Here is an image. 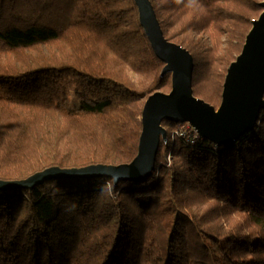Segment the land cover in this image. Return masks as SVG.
Wrapping results in <instances>:
<instances>
[{
    "label": "trees",
    "instance_id": "trees-1",
    "mask_svg": "<svg viewBox=\"0 0 264 264\" xmlns=\"http://www.w3.org/2000/svg\"><path fill=\"white\" fill-rule=\"evenodd\" d=\"M151 1L218 108L264 0ZM164 65L135 0H0V179L131 162L147 98L171 90ZM162 124L147 178L0 189V264H264V110L219 146Z\"/></svg>",
    "mask_w": 264,
    "mask_h": 264
},
{
    "label": "water",
    "instance_id": "water-1",
    "mask_svg": "<svg viewBox=\"0 0 264 264\" xmlns=\"http://www.w3.org/2000/svg\"><path fill=\"white\" fill-rule=\"evenodd\" d=\"M135 2L141 25L155 53L165 63L161 76L169 73L172 76L171 90L151 94L143 106L142 132L135 158L121 164L48 167L22 180L0 179V189L34 188L61 177L103 176L113 178L116 183L147 178L156 168L161 140L168 141L164 120L188 122L200 136L218 146L238 140L255 128L264 110V1L263 11L253 20L241 53L228 67L218 108L194 94V56L181 44L165 37L152 1Z\"/></svg>",
    "mask_w": 264,
    "mask_h": 264
},
{
    "label": "built area",
    "instance_id": "built-area-1",
    "mask_svg": "<svg viewBox=\"0 0 264 264\" xmlns=\"http://www.w3.org/2000/svg\"><path fill=\"white\" fill-rule=\"evenodd\" d=\"M194 132H192V130ZM175 133H178L182 137H188L189 139L193 137L194 133H198L194 127H192L190 124L186 126L185 128H181L180 130L175 131Z\"/></svg>",
    "mask_w": 264,
    "mask_h": 264
},
{
    "label": "rangeland",
    "instance_id": "rangeland-1",
    "mask_svg": "<svg viewBox=\"0 0 264 264\" xmlns=\"http://www.w3.org/2000/svg\"><path fill=\"white\" fill-rule=\"evenodd\" d=\"M74 106H76V105H74Z\"/></svg>",
    "mask_w": 264,
    "mask_h": 264
}]
</instances>
